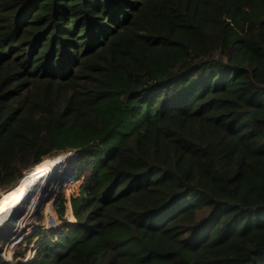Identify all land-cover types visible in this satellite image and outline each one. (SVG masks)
Instances as JSON below:
<instances>
[{"label": "trees", "instance_id": "trees-1", "mask_svg": "<svg viewBox=\"0 0 264 264\" xmlns=\"http://www.w3.org/2000/svg\"><path fill=\"white\" fill-rule=\"evenodd\" d=\"M71 152L0 264H264V0H0V198Z\"/></svg>", "mask_w": 264, "mask_h": 264}, {"label": "rangeland", "instance_id": "rangeland-1", "mask_svg": "<svg viewBox=\"0 0 264 264\" xmlns=\"http://www.w3.org/2000/svg\"><path fill=\"white\" fill-rule=\"evenodd\" d=\"M57 159H58L60 164L59 163L57 164V167H55V170L53 173H55V175H57L58 174L57 171H61V176H63V178L60 180V182L57 181V183H58L56 185L57 187H55L50 193H47L45 195L44 199L47 200L50 194L53 197L54 195L57 196L58 193H60L61 196H63L65 199L64 214L61 217L60 214L55 209H53V217H50V220H48L47 210L45 208H43V206H42L41 207L42 209L37 211L35 213V215L33 214V216H31L29 220L24 222V224L19 227V230H18L19 232L17 231L13 235H11L12 229L2 230L0 232V257L4 258L6 261L12 260L14 255H16V257L18 258L19 254H21V253H24L25 258H23L24 259L23 261L31 260V258H30L31 255L33 254V252L35 254V251L37 250V248L41 244L42 240H44L45 238H48V237L51 238L52 236H54L55 234H53V233L56 230L59 231L62 228V224L64 221H66V222H73L74 221V220L71 221V218L72 217L74 218L72 206H73V201L75 202L79 197L80 187L78 185L77 188L74 190V192H73L75 194L74 197L68 198V196H67L68 193L65 191V185H66L68 179L74 174L75 170L76 171L82 170V169L85 170L86 166H84L83 164H78L75 162V160H72V152L67 153L65 155L64 154L60 155L59 157H57ZM49 160L51 161L54 159H49ZM64 171H66V172H64ZM30 175L31 174L29 173L24 178H27ZM2 193H0V194H2ZM43 209L46 211V218L45 219H44V213H43L44 210ZM69 209H70V212L72 213V215H71L72 217L68 215ZM29 223H30V225L27 227V225ZM50 223H53L54 226ZM26 227H27V231L25 229ZM46 227H48V228L46 229ZM22 231H26V232H24V233H26V236H23V234H24L23 233L21 235V236H23V238H21V236H20L17 240L14 239L12 244L7 245V243H6L7 241L14 238L15 235L19 234ZM18 240H19L18 244H14V242L18 241ZM13 244H14V246L11 248L10 246ZM22 250H24V251H22Z\"/></svg>", "mask_w": 264, "mask_h": 264}, {"label": "bare ground", "instance_id": "bare-ground-1", "mask_svg": "<svg viewBox=\"0 0 264 264\" xmlns=\"http://www.w3.org/2000/svg\"><path fill=\"white\" fill-rule=\"evenodd\" d=\"M58 163L56 158L35 168L30 176L24 178L12 191L0 198V232L8 228L18 231L19 227L45 202V195L57 187V181L60 182L63 178L61 171H57V175L53 173Z\"/></svg>", "mask_w": 264, "mask_h": 264}, {"label": "built area", "instance_id": "built-area-1", "mask_svg": "<svg viewBox=\"0 0 264 264\" xmlns=\"http://www.w3.org/2000/svg\"><path fill=\"white\" fill-rule=\"evenodd\" d=\"M55 196H56V195H54L50 200L47 201V202H50V203H51V210H52V212H53V209H54L52 205H53V201H54V197H55ZM44 219H45V218H44ZM50 224L53 225V223H50ZM29 225H30V223L27 225V227H28ZM53 226H54V225H53ZM23 227H24V226H23ZM27 227L25 228L26 231H27ZM47 228H48V227H46V229H47ZM26 231H25V232H26ZM14 232L16 233L17 230L12 229V233H14ZM30 232H31V231H30ZM30 232H29V233H30ZM15 236H16V235H15ZM23 236H26V233H24ZM23 236H21V238H23ZM13 240H14V239H13ZM13 240H11V241H7V242H6L7 245H8V244H9V245L12 244ZM18 242H19V240H18V241H15L14 244H18ZM14 244L11 245L10 247L12 248V247L14 246ZM8 247H9V246H8ZM8 247H7V248H8ZM33 256H34V252H33V254L31 255L30 258H32ZM24 258H25V257H24ZM3 259H4V258H3ZM4 260H5V259H4ZM23 260H24V259H23Z\"/></svg>", "mask_w": 264, "mask_h": 264}, {"label": "water", "instance_id": "water-1", "mask_svg": "<svg viewBox=\"0 0 264 264\" xmlns=\"http://www.w3.org/2000/svg\"><path fill=\"white\" fill-rule=\"evenodd\" d=\"M52 198V196H51V194L49 195V197H48V199L47 200H45V201H48V200H50ZM40 210V208H38L36 211H35V213L37 212V211H39ZM8 229H13V228H8Z\"/></svg>", "mask_w": 264, "mask_h": 264}]
</instances>
